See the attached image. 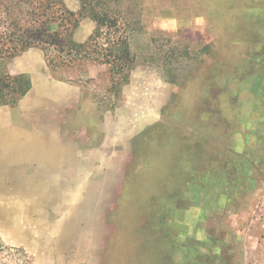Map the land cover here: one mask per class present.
<instances>
[{
	"label": "rangeland",
	"instance_id": "rangeland-1",
	"mask_svg": "<svg viewBox=\"0 0 264 264\" xmlns=\"http://www.w3.org/2000/svg\"><path fill=\"white\" fill-rule=\"evenodd\" d=\"M91 1L128 66L74 43L0 59L31 83L0 104V264H264V0H31L0 29L51 13L86 44Z\"/></svg>",
	"mask_w": 264,
	"mask_h": 264
},
{
	"label": "trees",
	"instance_id": "trees-1",
	"mask_svg": "<svg viewBox=\"0 0 264 264\" xmlns=\"http://www.w3.org/2000/svg\"><path fill=\"white\" fill-rule=\"evenodd\" d=\"M98 1V5H99ZM5 7V16H0V20L6 19V22H9V19L12 17V8L17 9L21 19L23 18V13L25 11V7L28 5H32V8L35 9V4H32L31 0H7ZM56 4V1H53ZM104 4V3H103ZM97 6V5H96ZM47 7H51V4H48ZM83 10L81 18L89 17L96 22V34L92 35V37L87 41L86 44H77L71 39L72 33L70 31H65L64 21L61 20L62 29L59 31H55L53 33L48 32L47 24L50 23L52 19L55 18L54 15L44 14V20L40 21V24L35 27L32 25L30 27H17L16 30H11V24L15 22L13 20L10 22V25H5L2 29H0V59L13 57L26 48L38 44L46 50L47 59L50 64H53L54 50H58V52L63 51L64 48L60 45H65L67 43H74V45L78 49V55L87 59H95L100 60L103 63L116 62V65H119V69L121 67L128 66L129 59V50L128 43L125 37H110L107 38V46H102L104 43L99 44L96 40L97 36L100 34V30L103 27H110L117 25V18L115 17H107L103 13L96 10V7L92 5V1L90 3L82 4ZM67 15H74V12L67 10ZM35 14L32 10L26 11V15L30 16ZM65 15V14H64ZM79 17L73 22H69L70 26H76ZM27 20V19H24ZM68 21H71L70 19ZM64 27V28H63ZM74 59V58H73ZM125 63V64H124ZM54 65H56L54 63ZM31 83L28 79H26L23 75H10V74H0V104H16L20 97L24 96L27 91L30 89Z\"/></svg>",
	"mask_w": 264,
	"mask_h": 264
},
{
	"label": "flooded vegetation",
	"instance_id": "flooded-vegetation-1",
	"mask_svg": "<svg viewBox=\"0 0 264 264\" xmlns=\"http://www.w3.org/2000/svg\"><path fill=\"white\" fill-rule=\"evenodd\" d=\"M241 154V153H240ZM244 157H247V155H245ZM240 163V162H239ZM239 166V164H237V167ZM219 174V173H218ZM211 176H213V177H211ZM211 177V178H210ZM210 179H209V181L210 180H213V178H215L216 179V177H215V174L212 172V174H210ZM226 186H229V182H226V184H225ZM235 187V188H234ZM232 188L233 189H231V190H233V192H235L236 194H237V191H238V186H237V184H234L233 186H232ZM223 189V191H224V188H222ZM227 190H229V188L227 187L226 188ZM221 196V197H220ZM219 196V198L215 201V203L217 202V206H222V205H225L224 204V201H225V199H226V197L228 196V194L226 195V194H221ZM208 201V200H207ZM212 201V200H211ZM211 203H214V202H211ZM207 204H210V202L208 201L207 203H206V205ZM215 204H213V206H214ZM207 208L208 207H205V212H207ZM207 217V215H204L203 217H202V219H201V222H204V221H206V218ZM214 248H215V250H216V253H217V256L218 257H220L219 255H221L222 254V251H221V248H219L218 246L217 247H215L214 246ZM219 249H220V251H219ZM215 259H213V260H210L209 261V264L211 263V264H213L212 262H215L214 261Z\"/></svg>",
	"mask_w": 264,
	"mask_h": 264
},
{
	"label": "crops",
	"instance_id": "crops-1",
	"mask_svg": "<svg viewBox=\"0 0 264 264\" xmlns=\"http://www.w3.org/2000/svg\"><path fill=\"white\" fill-rule=\"evenodd\" d=\"M171 104V103H170ZM149 108V107H148ZM145 110H147V107L146 108H144ZM155 110V109H154Z\"/></svg>",
	"mask_w": 264,
	"mask_h": 264
}]
</instances>
